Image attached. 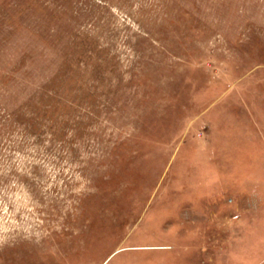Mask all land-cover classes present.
<instances>
[{"label":"rangeland","instance_id":"rangeland-1","mask_svg":"<svg viewBox=\"0 0 264 264\" xmlns=\"http://www.w3.org/2000/svg\"><path fill=\"white\" fill-rule=\"evenodd\" d=\"M0 264H264V0H0Z\"/></svg>","mask_w":264,"mask_h":264}]
</instances>
